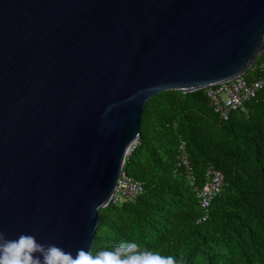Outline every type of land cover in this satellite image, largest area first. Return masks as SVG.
Segmentation results:
<instances>
[{
  "label": "water",
  "instance_id": "obj_1",
  "mask_svg": "<svg viewBox=\"0 0 264 264\" xmlns=\"http://www.w3.org/2000/svg\"><path fill=\"white\" fill-rule=\"evenodd\" d=\"M263 51L264 0H0V231L93 251L149 99Z\"/></svg>",
  "mask_w": 264,
  "mask_h": 264
},
{
  "label": "trees",
  "instance_id": "obj_2",
  "mask_svg": "<svg viewBox=\"0 0 264 264\" xmlns=\"http://www.w3.org/2000/svg\"><path fill=\"white\" fill-rule=\"evenodd\" d=\"M263 62L264 51L245 73L249 81L264 76ZM140 130L124 170L144 191L99 210L93 251L127 241L173 255L178 264H264V88L228 119L206 88L160 92L145 105ZM182 142L194 184L179 163ZM211 166L224 173L225 185L199 221L204 210L195 187Z\"/></svg>",
  "mask_w": 264,
  "mask_h": 264
},
{
  "label": "built area",
  "instance_id": "obj_3",
  "mask_svg": "<svg viewBox=\"0 0 264 264\" xmlns=\"http://www.w3.org/2000/svg\"><path fill=\"white\" fill-rule=\"evenodd\" d=\"M261 67L264 69V62L261 64ZM263 88L264 76L254 77L253 80L249 81L245 74H242L231 80L206 87V94L215 111L223 119H228L231 111L238 109L246 110V103L254 98ZM179 150V163L184 167L191 184H194L196 177L190 164L185 142L181 143ZM224 185V173L213 166L208 167L205 173V183L200 188L195 187L200 206L204 210V215L199 221L207 218L212 201L222 192ZM143 191V182L129 175L123 169L110 202L120 203L126 200H134Z\"/></svg>",
  "mask_w": 264,
  "mask_h": 264
},
{
  "label": "clouds",
  "instance_id": "obj_4",
  "mask_svg": "<svg viewBox=\"0 0 264 264\" xmlns=\"http://www.w3.org/2000/svg\"><path fill=\"white\" fill-rule=\"evenodd\" d=\"M0 264H178V261L173 255L127 241L95 252L79 248L73 256L56 244L38 242L34 235L21 233L16 239H9L0 231Z\"/></svg>",
  "mask_w": 264,
  "mask_h": 264
},
{
  "label": "rangeland",
  "instance_id": "obj_5",
  "mask_svg": "<svg viewBox=\"0 0 264 264\" xmlns=\"http://www.w3.org/2000/svg\"><path fill=\"white\" fill-rule=\"evenodd\" d=\"M246 73H247V74H246L247 76L250 74V72H249V71H248V72H246ZM128 170H130V171L132 170V165L128 166ZM130 171H129V172H130ZM128 174L130 175V173H128Z\"/></svg>",
  "mask_w": 264,
  "mask_h": 264
}]
</instances>
